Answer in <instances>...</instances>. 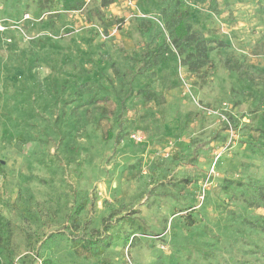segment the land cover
Masks as SVG:
<instances>
[{"label":"rangeland","instance_id":"374dc122","mask_svg":"<svg viewBox=\"0 0 264 264\" xmlns=\"http://www.w3.org/2000/svg\"><path fill=\"white\" fill-rule=\"evenodd\" d=\"M42 261L264 264V0H0V264Z\"/></svg>","mask_w":264,"mask_h":264},{"label":"trees","instance_id":"16d2710c","mask_svg":"<svg viewBox=\"0 0 264 264\" xmlns=\"http://www.w3.org/2000/svg\"><path fill=\"white\" fill-rule=\"evenodd\" d=\"M176 36L179 37L180 39L184 40L185 44L189 47L191 44L195 42L196 35L195 34H190L188 35L186 31L181 30L180 28L177 27V31H175ZM198 42V41H197ZM198 44V43H197ZM195 51H196V59L193 61L192 67L190 69H196L204 65L207 61V57L204 52V48L200 47L199 45L195 46ZM139 94H141L144 98L147 100H153L154 96L151 93H145V91H139ZM96 103H105L107 106H111L112 103L108 98H102V99H97L95 100ZM79 210V209H78ZM188 221L191 222V218L188 219ZM189 222V224H191ZM97 244H101L102 246L106 247L108 246V243L106 240H99L97 241ZM41 264H51L50 261H42Z\"/></svg>","mask_w":264,"mask_h":264},{"label":"built area","instance_id":"2783aa9c","mask_svg":"<svg viewBox=\"0 0 264 264\" xmlns=\"http://www.w3.org/2000/svg\"><path fill=\"white\" fill-rule=\"evenodd\" d=\"M230 128V127H229ZM134 140H139L138 138H136L135 136L132 137ZM217 156H216V159L218 158L219 154L220 153H215Z\"/></svg>","mask_w":264,"mask_h":264}]
</instances>
